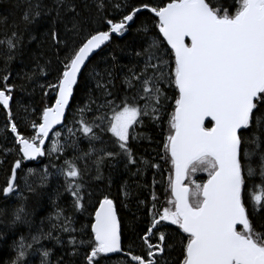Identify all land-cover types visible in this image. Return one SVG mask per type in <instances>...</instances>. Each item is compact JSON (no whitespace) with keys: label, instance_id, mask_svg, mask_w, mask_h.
<instances>
[{"label":"snow or ice","instance_id":"1","mask_svg":"<svg viewBox=\"0 0 264 264\" xmlns=\"http://www.w3.org/2000/svg\"><path fill=\"white\" fill-rule=\"evenodd\" d=\"M0 113V264H264V0H11Z\"/></svg>","mask_w":264,"mask_h":264},{"label":"trees","instance_id":"2","mask_svg":"<svg viewBox=\"0 0 264 264\" xmlns=\"http://www.w3.org/2000/svg\"><path fill=\"white\" fill-rule=\"evenodd\" d=\"M11 0H3V3H0V14H7L9 10ZM38 103V101H37ZM4 123V116L3 113H0V129H2ZM145 146L147 145V142H142ZM7 178V170L6 168H0V185H2ZM10 203H15V201H11ZM3 205V202H0V206ZM125 216V219L127 221V213H122Z\"/></svg>","mask_w":264,"mask_h":264}]
</instances>
